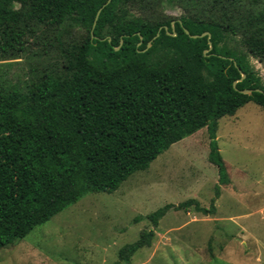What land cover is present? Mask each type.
I'll return each mask as SVG.
<instances>
[{
    "label": "trees",
    "instance_id": "16d2710c",
    "mask_svg": "<svg viewBox=\"0 0 264 264\" xmlns=\"http://www.w3.org/2000/svg\"><path fill=\"white\" fill-rule=\"evenodd\" d=\"M107 2L0 0V61L32 45L57 53L51 68L0 79V249L89 193L117 191L203 128L219 175L210 207L189 199L147 219L157 227L192 207L214 215L230 184L218 121L250 102L264 108V78L250 64H264V0ZM166 4L182 15L164 16ZM70 28L86 33L70 40ZM154 235L125 245L119 260L129 263Z\"/></svg>",
    "mask_w": 264,
    "mask_h": 264
},
{
    "label": "rangeland",
    "instance_id": "374dc122",
    "mask_svg": "<svg viewBox=\"0 0 264 264\" xmlns=\"http://www.w3.org/2000/svg\"><path fill=\"white\" fill-rule=\"evenodd\" d=\"M162 13L177 19L183 11L166 4ZM135 14L144 15L138 9ZM85 33L70 28L68 36L78 41ZM30 47L20 59L0 61V79L24 78L54 66V49ZM250 64L264 78V64L253 57ZM217 140L230 184L221 186L214 215L192 207L169 211L157 227L147 219L165 205L189 199L210 207L219 175L208 159L209 136L203 128L117 191L89 193L24 240L0 249V264H264V108L250 102L219 119ZM151 230L152 245L129 263L121 262L120 249Z\"/></svg>",
    "mask_w": 264,
    "mask_h": 264
},
{
    "label": "water",
    "instance_id": "95a60500",
    "mask_svg": "<svg viewBox=\"0 0 264 264\" xmlns=\"http://www.w3.org/2000/svg\"><path fill=\"white\" fill-rule=\"evenodd\" d=\"M110 1H111V0H108V2L106 3V5H107L108 3H110ZM100 12H101V9L99 10V12H98V14H97V17L99 16ZM192 37L196 38L197 36H192ZM244 77H245V76L243 75L242 78H244ZM244 93H248V94H250L251 91H244Z\"/></svg>",
    "mask_w": 264,
    "mask_h": 264
}]
</instances>
